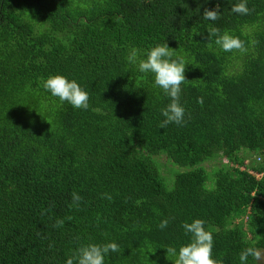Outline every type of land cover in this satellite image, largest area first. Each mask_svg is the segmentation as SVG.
<instances>
[{"label": "trees", "instance_id": "1", "mask_svg": "<svg viewBox=\"0 0 264 264\" xmlns=\"http://www.w3.org/2000/svg\"><path fill=\"white\" fill-rule=\"evenodd\" d=\"M217 6L220 19L204 20ZM231 6L0 0V264H65L111 241L119 251L105 264H174L165 246L189 243L182 224L196 218L213 234L216 264L264 249V0H247V15ZM211 27L246 51H221ZM166 42L188 63L185 123L161 128L170 100L126 57ZM54 74L89 92L88 109L42 87ZM160 154L171 160L167 177Z\"/></svg>", "mask_w": 264, "mask_h": 264}, {"label": "clouds", "instance_id": "2", "mask_svg": "<svg viewBox=\"0 0 264 264\" xmlns=\"http://www.w3.org/2000/svg\"><path fill=\"white\" fill-rule=\"evenodd\" d=\"M229 3L232 5L230 11L233 13L247 15L251 11L247 6V0H239L238 3H232V0H229ZM203 19L206 21L220 19L219 6L215 9H205ZM213 38L215 45L225 53L233 50L246 51L244 42L239 37L227 31L221 34L217 27L208 29V40L212 41ZM126 60L135 66L138 72L153 74L154 86L161 88L169 98L170 102L161 109L164 119L161 120L160 127L166 128L170 123L178 125L185 123V108L181 103V85L186 80L185 66L188 63L184 58L176 57L172 47L166 42L148 49L143 57L137 49L133 48ZM41 83L42 87L53 97H58L61 103L66 101L73 108L88 109L89 92L76 79H70L63 74H54L43 79ZM36 111L42 115L38 110ZM79 199V195L73 194L74 201H79ZM62 223L63 221H58V224ZM167 226V220L162 221L159 225L161 229ZM182 228L186 235H190V242L181 245L179 249L175 246H165L167 258H169V254L175 257V259H171L174 264H216L213 257L214 237L212 232L206 229L205 221L196 218L191 222H184ZM118 251L119 245L115 241L104 244L91 243L79 248L75 258H68L65 264H74V259L75 264H105L106 256ZM249 257L259 260L261 253L253 247L246 248L240 254L241 264H247Z\"/></svg>", "mask_w": 264, "mask_h": 264}, {"label": "rangeland", "instance_id": "3", "mask_svg": "<svg viewBox=\"0 0 264 264\" xmlns=\"http://www.w3.org/2000/svg\"><path fill=\"white\" fill-rule=\"evenodd\" d=\"M240 156H244L245 158H250L251 160H253L256 156L255 153H250L247 152L246 150H242L239 152ZM160 166H161V170L163 172V174L166 176L167 174H169L170 170L172 169V165L170 164L171 160L170 158H168V156L166 154H160ZM225 163L228 162V158L227 157H223L221 158V163ZM205 166L209 167L213 165V162L210 161H206L203 163ZM180 166V165H179ZM238 167V165H236ZM181 167V166H180ZM240 169H244L243 165L239 166ZM167 177V176H166ZM259 252L261 253V258L259 259L261 264H264V249L259 250Z\"/></svg>", "mask_w": 264, "mask_h": 264}, {"label": "built area", "instance_id": "4", "mask_svg": "<svg viewBox=\"0 0 264 264\" xmlns=\"http://www.w3.org/2000/svg\"><path fill=\"white\" fill-rule=\"evenodd\" d=\"M248 162V160H246L245 162H244V164H246ZM243 164V166H244V168L246 167V165H244ZM253 173H254V171H252ZM256 174V176L257 177H261L262 175H261V173H255Z\"/></svg>", "mask_w": 264, "mask_h": 264}]
</instances>
